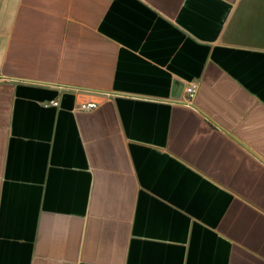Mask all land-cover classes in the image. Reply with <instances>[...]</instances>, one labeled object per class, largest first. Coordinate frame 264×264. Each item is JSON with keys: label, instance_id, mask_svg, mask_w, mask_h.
Listing matches in <instances>:
<instances>
[{"label": "crops", "instance_id": "0c3cea01", "mask_svg": "<svg viewBox=\"0 0 264 264\" xmlns=\"http://www.w3.org/2000/svg\"><path fill=\"white\" fill-rule=\"evenodd\" d=\"M0 264H264V0H0Z\"/></svg>", "mask_w": 264, "mask_h": 264}, {"label": "built area", "instance_id": "2783aa9c", "mask_svg": "<svg viewBox=\"0 0 264 264\" xmlns=\"http://www.w3.org/2000/svg\"><path fill=\"white\" fill-rule=\"evenodd\" d=\"M196 92H197V84L192 83L187 86L186 93L189 98H193ZM48 104L58 105L59 102L58 100H52L48 102ZM98 106H99V102L95 100H89V101L81 102L79 105V109L84 110V111H90V110L96 109Z\"/></svg>", "mask_w": 264, "mask_h": 264}]
</instances>
